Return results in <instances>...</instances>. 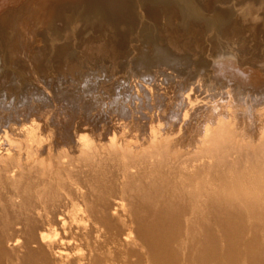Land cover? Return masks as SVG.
Instances as JSON below:
<instances>
[{"label":"bare ground","instance_id":"obj_1","mask_svg":"<svg viewBox=\"0 0 264 264\" xmlns=\"http://www.w3.org/2000/svg\"><path fill=\"white\" fill-rule=\"evenodd\" d=\"M22 1L18 10L9 8L13 1L0 0V7L9 6L0 16V35L6 33L10 44L20 36V53L32 44L27 24L31 18L34 26L44 24L39 30L49 40L66 37L71 22L78 27L95 19L112 31L122 27L130 34V18L122 15L136 16L137 6L133 2L128 8L130 0ZM144 1L150 0H140L147 12L152 7ZM251 1L264 11V0ZM88 41L81 43L82 55L87 54ZM242 46L219 53L210 61L212 76L206 80L198 74L191 83L179 75L146 81L128 74L111 86L100 73L47 76L54 65L74 71L71 56L63 58L66 63L29 64L27 86L21 79L0 78V263L158 264L160 260L149 261V254L141 258L149 239L135 208L153 199L132 185L135 181L155 183L171 175L186 182L211 176L238 179L264 170V54L254 55ZM66 47L58 46L56 57L63 56ZM105 168L112 171L117 187L99 184ZM6 208L13 211L9 217ZM179 232L169 251L166 240L161 244L158 239L153 246L163 264H188L187 249L200 246L197 231H185L184 237ZM242 241L252 243L240 256L257 264L264 256V237L254 233ZM132 255L140 257L132 261Z\"/></svg>","mask_w":264,"mask_h":264},{"label":"rangeland","instance_id":"obj_2","mask_svg":"<svg viewBox=\"0 0 264 264\" xmlns=\"http://www.w3.org/2000/svg\"><path fill=\"white\" fill-rule=\"evenodd\" d=\"M11 1L14 2V0ZM21 1L10 2L11 5L8 7L20 9L22 7ZM160 1H144L143 3L152 7L146 12L140 0L132 2L130 0V4L127 0L128 8L133 2L137 5L136 16L133 12H129L128 16L130 17L127 16V13L122 15L123 18L125 16V20L129 21L128 18H130L128 27L131 35L123 32L125 30L122 27L112 31V29L104 26L99 19H95L92 20L93 22L78 25V27L72 26L71 22L66 28V37L62 36L49 40L39 30L43 28L44 24L37 23L35 27L32 25L33 20L31 18L27 24L29 25L28 34L30 37L33 36L31 38L32 44H30L31 46L28 45L31 48L26 46L25 50L22 51L23 53L16 50L17 48L22 49L21 46H23L20 36H15L10 44L6 39V33L0 35V78L4 82L21 79L24 81V85L27 86V75L29 73L27 71H30V65H33L34 62L35 65H44L46 62L55 64L64 60L66 56H71L68 61L74 64V71L65 70V66L58 68L54 65L50 66V74L47 76L49 78L51 75L74 78L100 73L101 78L105 77L104 80L107 79L105 84L109 86L118 77L128 74L138 75L146 81L154 76H161L160 78H162L179 75L188 83H191L199 75L202 79L207 80L210 78L212 76L210 71L213 67L210 61L223 51L243 45L242 48H250L251 51L249 52L251 53L258 52L260 56L264 54V39H262L264 22H261L264 21V11L259 10L253 1L210 0L208 5H206L208 0ZM222 2L225 3L224 5L227 8L223 6ZM249 5L251 6L249 7ZM213 6L217 7L213 8ZM1 7L0 16L2 17L9 8ZM219 8H222V10ZM250 8L253 11L252 13ZM77 12L80 17L82 12L78 9ZM228 12L229 14H227ZM260 22L263 27H260L258 31V26L261 25ZM16 28H18L17 23L14 26L15 30ZM255 28H257L256 33L259 37H262L261 39L255 34ZM253 36L256 37H254L256 40ZM88 39L89 41L86 44L88 46L87 54L82 55L81 43ZM64 45L67 46L65 54L56 57L57 47ZM250 45L252 48L255 46V49H252ZM38 51L40 52L39 57L36 55ZM258 53L254 55L259 56ZM199 60L205 61L204 67L198 68V66L193 65ZM64 61L66 63V60ZM256 64L259 65V61L254 62V65ZM259 72L261 73L262 70L260 69ZM38 77L41 78L42 76L39 75ZM111 175V170L101 169L99 184L104 188L117 187V181ZM226 178L211 176V180L209 178L207 180L209 184L206 179L186 182L174 178L172 175L167 176V179H156L155 183L152 180L145 181V179L138 181V183L135 181L132 185L138 184L137 186L143 188L144 192H150L153 199V203L150 205L139 203L135 208L141 215L140 222L145 227L149 239V245L142 250L143 256L141 258H146L144 254H149L147 255V258H151L148 259L149 261L156 262L160 260L158 264H163L160 259L161 256L156 255L153 251V246L158 244V239L161 244L163 241H167L168 246L165 249L169 251L170 247L175 244L177 229L180 230V237H184L185 231L192 229L199 233L201 228L203 234L200 229L201 243L198 244L200 246L187 249L188 264H195L193 262H196V264H225L230 261H236L238 264H251L249 259L240 256L239 252L252 243V241L243 243V238H251L254 233L261 234L264 237V170L238 179L227 178V180H231H222ZM240 179L241 181H238ZM203 181H206V183L203 184ZM238 183L240 184L238 185ZM199 184L202 189L198 186ZM2 192L3 187L0 186V193ZM197 196H199L198 199ZM5 210H8L5 217L13 214L10 208ZM0 215H2L1 212ZM209 240L212 241L209 242ZM193 251L195 255H192ZM135 256H131L132 261L136 257H138L137 260L140 257V255ZM136 259L135 261H137ZM0 264H11V262L10 260L8 262L2 260ZM257 264H264V256L257 258Z\"/></svg>","mask_w":264,"mask_h":264}]
</instances>
